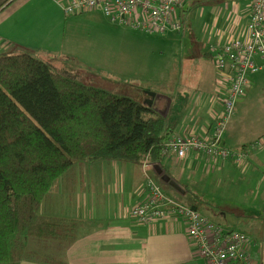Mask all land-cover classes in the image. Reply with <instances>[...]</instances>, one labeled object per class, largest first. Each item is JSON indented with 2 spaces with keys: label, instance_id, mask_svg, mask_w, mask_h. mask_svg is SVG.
I'll use <instances>...</instances> for the list:
<instances>
[{
  "label": "crops",
  "instance_id": "1",
  "mask_svg": "<svg viewBox=\"0 0 264 264\" xmlns=\"http://www.w3.org/2000/svg\"><path fill=\"white\" fill-rule=\"evenodd\" d=\"M193 1L187 0L181 11L191 7ZM245 1L247 16L250 5L249 0ZM66 2L68 0H0V53L33 55L35 47L43 49L41 45L57 41L55 30L45 23V18L54 20ZM201 9L202 6L183 13L190 14L193 19L201 17ZM212 11H207L201 22L202 28L211 24L209 32L214 38L210 45L222 42V30H215L219 20H213L215 11ZM230 23L226 22L225 26L229 27ZM237 33L238 29L234 28L232 34ZM204 56L213 61L214 79L212 76L209 86L188 98L173 126L168 124L172 128L171 135H200L210 131L214 112L218 110L215 103L220 99V89L218 86L216 89V83L212 84V80L215 82L212 53L208 50ZM256 59L261 68L264 67V59ZM259 70L249 76L246 92L236 102L235 113L222 134L225 147L236 149L264 136V108L256 105L254 98L264 83V75L259 74ZM155 103L153 101V105ZM170 112L172 100L167 115ZM73 166H76V174L82 173L77 185H68L63 177L62 184H66L61 185L62 189L47 194L33 211L42 216L78 219L83 223L76 229L75 240L66 248L65 242L58 244L57 240H51L52 248L47 245V260L43 264H210L197 254L182 217H167L144 224L131 215L132 206L145 195V173L154 178L157 174L154 168L119 160L81 162ZM161 167L166 173L174 172L167 174L180 186L182 195L188 192L198 198L195 191H199L218 199L220 204H206L201 198L198 202L185 203L183 197H171L173 191L169 187H161L164 192L175 202L195 208L212 222L225 226L226 230L247 234L250 239L244 245L247 255L253 264H264V218L262 216V221L256 218L264 211V145L250 150L248 160L241 164L231 159L213 160L190 151L182 162L171 153L163 156ZM203 206L210 216L201 211ZM243 226H249L248 230L241 229ZM26 246L19 247V264H36L32 263L35 258L24 259L32 255L23 254ZM14 249L18 252V246Z\"/></svg>",
  "mask_w": 264,
  "mask_h": 264
},
{
  "label": "trees",
  "instance_id": "2",
  "mask_svg": "<svg viewBox=\"0 0 264 264\" xmlns=\"http://www.w3.org/2000/svg\"><path fill=\"white\" fill-rule=\"evenodd\" d=\"M181 9L180 18L191 7ZM154 107L30 53H0V264H19L20 226L28 243L46 237L50 248L54 239L66 248L75 240L83 221L33 211L74 162L161 166L172 128Z\"/></svg>",
  "mask_w": 264,
  "mask_h": 264
},
{
  "label": "rangeland",
  "instance_id": "3",
  "mask_svg": "<svg viewBox=\"0 0 264 264\" xmlns=\"http://www.w3.org/2000/svg\"><path fill=\"white\" fill-rule=\"evenodd\" d=\"M201 6V17L194 16L192 19L190 14L183 13L180 30L165 33H148L112 21L98 9L67 15L60 8L59 16L54 20L45 18V23L55 30L57 41H53L51 45H41L43 49L35 47L33 55L59 69L65 68L86 83L108 88L142 102L147 100L148 92L166 96L170 103L172 100V112L167 115V122L173 126L188 98L209 86L212 76L214 79L213 61L204 56L208 50L211 53L210 42L214 38L209 32L211 24L201 27L206 12L210 9H213L212 13L215 11L214 15L219 20L216 31L226 28V22H231L228 20L232 18L236 20L235 24L238 20L241 24L247 20L244 13L247 9L245 0H194L191 9L197 10ZM244 15V20H241ZM18 50L20 52L21 48ZM259 74L264 75V67L259 70ZM212 84L215 85L214 80ZM166 97L156 98L155 108H164ZM254 98L258 101L255 104L264 108V83L255 92ZM77 163L81 162L76 161L74 165ZM83 173L85 175L87 172ZM80 175L76 174V166H73L62 178L66 177L67 184L75 186L82 179V173ZM62 178L58 180L55 189L61 190V185L66 184H62ZM154 180L160 187H169L173 191V195L170 193L171 197H183L185 203L198 202L201 198L206 204H220L218 199L199 191H195L198 198L187 191L182 195L168 183L162 182L157 174H154ZM201 209L210 216L208 210L205 212L206 206ZM262 216L264 218L263 210L256 218L262 221ZM248 227L243 226L241 229L248 230ZM24 232L20 226L18 238L20 243L27 245L23 254H32L24 259L35 258L32 263L43 264L47 260L45 249L48 248L49 239L34 237L28 243ZM16 251L14 250V254L17 260Z\"/></svg>",
  "mask_w": 264,
  "mask_h": 264
},
{
  "label": "built area",
  "instance_id": "4",
  "mask_svg": "<svg viewBox=\"0 0 264 264\" xmlns=\"http://www.w3.org/2000/svg\"><path fill=\"white\" fill-rule=\"evenodd\" d=\"M187 0H68L62 4L64 14H78L99 9L112 21L148 32L165 33L181 28L179 10ZM250 10L244 24L231 21L224 28L217 44H211L215 66V83L220 99L214 112L210 131L202 134H172L161 144V154H173L182 162L188 152L195 151L213 160L231 159L238 164L248 160L250 150L264 145V136L236 149L223 145L222 134L235 113L236 102L245 92L249 76L261 66L257 57L264 59V0H249ZM217 21L218 19H214ZM241 26V28H240ZM238 29L236 35L232 30ZM233 35V36H231ZM145 160L144 168H153ZM145 195L134 204L131 215L140 223L153 224L167 217H182L197 254L210 264H253L244 245L250 239L241 231L226 230L206 216L175 202L145 173Z\"/></svg>",
  "mask_w": 264,
  "mask_h": 264
},
{
  "label": "water",
  "instance_id": "5",
  "mask_svg": "<svg viewBox=\"0 0 264 264\" xmlns=\"http://www.w3.org/2000/svg\"><path fill=\"white\" fill-rule=\"evenodd\" d=\"M148 95H149V98L147 100H145L143 103L147 104L149 107H151L153 105V101H156V98H158L160 95L157 93H154V92H148ZM169 105H170V99H167V103L162 110L158 109L157 107L156 108L154 107V111H156L159 115H161V117L166 118ZM153 168L156 171V173L158 175H160V179L163 182L168 183L174 189L182 192L180 186L173 179H171L167 173L163 172V169L161 166H159L158 164H154ZM193 209H195V208H193Z\"/></svg>",
  "mask_w": 264,
  "mask_h": 264
},
{
  "label": "flooded vegetation",
  "instance_id": "6",
  "mask_svg": "<svg viewBox=\"0 0 264 264\" xmlns=\"http://www.w3.org/2000/svg\"><path fill=\"white\" fill-rule=\"evenodd\" d=\"M148 97H149V96H148ZM148 97H147V99H148ZM155 105H156V103H155ZM155 105H154V106H155ZM158 109L162 110L163 107H162V106H158Z\"/></svg>",
  "mask_w": 264,
  "mask_h": 264
}]
</instances>
